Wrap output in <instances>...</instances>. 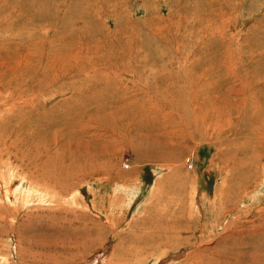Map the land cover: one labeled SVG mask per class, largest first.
<instances>
[{"label": "rangeland", "instance_id": "obj_1", "mask_svg": "<svg viewBox=\"0 0 264 264\" xmlns=\"http://www.w3.org/2000/svg\"><path fill=\"white\" fill-rule=\"evenodd\" d=\"M0 93V264H264V0H0Z\"/></svg>", "mask_w": 264, "mask_h": 264}, {"label": "bare ground", "instance_id": "obj_2", "mask_svg": "<svg viewBox=\"0 0 264 264\" xmlns=\"http://www.w3.org/2000/svg\"><path fill=\"white\" fill-rule=\"evenodd\" d=\"M1 94V93H0ZM11 99H15L14 98V93L12 92V95H11ZM13 103H16V104H13L11 109L17 105V101L14 100ZM85 105V104H84ZM2 106V105H1ZM84 107V106H83ZM262 119V118H261ZM260 124L263 125L264 124V121H261L260 120ZM253 122L249 123V124H245L244 128L247 129L248 131L249 130H253ZM264 129V127L262 128ZM150 137H146L145 139L148 140ZM235 139V138H234ZM236 139H238L236 137ZM148 142H150V140H148ZM234 142V141H233ZM243 143V146H240L241 143L237 146V147H234V145L230 144V151L228 152L229 155H231L232 157V161H231V167H230V170L228 171L227 173V178L224 180V183H223V188L220 192V197L221 198H225V199H228L230 198V193L231 196L234 194V195H240L242 193H246L250 187V184L255 180L256 178V175H257V172L259 171L260 169V162H261V159L264 155V134L260 137L259 139V142H258V145H259V148L261 151H259L255 144H251L250 145V141H241ZM247 142V144H246ZM151 145V143H150ZM158 153L162 154L160 152V150L157 151ZM165 155L167 154H163V155H158L159 157H166ZM175 156V155H174ZM238 156H240V158H237ZM232 189V190H231ZM36 195V194H35ZM136 197V196H135ZM234 198V197H232ZM135 199V198H134ZM193 206V205H192ZM160 214L162 215V213L160 212ZM175 215V214H174ZM165 213L163 215V217L165 218ZM175 220H177V216H173ZM163 219V218H162ZM173 219V220H174ZM164 220H167V221H171V219L169 218V216L167 215L166 216V219ZM163 221V220H162ZM161 221V222H162ZM175 221H171L170 224H171V227L169 228V231H172L174 230L172 224L174 223ZM156 223V222H154ZM160 224V223H159ZM163 226H165V223L163 222ZM168 224V223H167ZM155 225V224H154ZM158 226V224H157ZM161 226V225H160ZM153 227V226H152ZM155 227V226H154ZM153 227V228H154ZM166 227V226H165ZM157 228V227H156ZM173 228V229H172ZM172 229V230H171ZM159 231V230H158ZM162 231V230H161ZM148 232V231H146ZM145 232V234H146ZM179 232V231H178ZM144 234V235H145ZM151 234V233H150ZM159 235L158 232L155 233V232H152V236H156V235ZM149 235V234H148ZM162 235V234H161ZM142 236V235H141ZM139 236V239L140 237ZM147 237V236H146ZM145 237V238H146ZM151 237V236H150ZM156 239V237H154ZM158 238V237H157ZM160 238V237H159ZM148 239V238H147ZM150 239V238H149ZM154 239V240H155ZM153 241V240H152Z\"/></svg>", "mask_w": 264, "mask_h": 264}]
</instances>
